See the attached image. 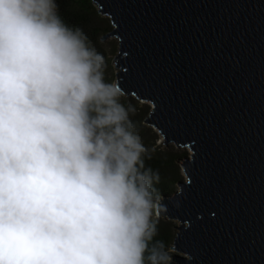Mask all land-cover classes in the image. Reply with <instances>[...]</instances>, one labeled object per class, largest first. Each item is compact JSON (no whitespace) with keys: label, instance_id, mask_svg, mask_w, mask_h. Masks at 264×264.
I'll use <instances>...</instances> for the list:
<instances>
[{"label":"clouds","instance_id":"obj_1","mask_svg":"<svg viewBox=\"0 0 264 264\" xmlns=\"http://www.w3.org/2000/svg\"><path fill=\"white\" fill-rule=\"evenodd\" d=\"M55 0H0V264H170L151 151Z\"/></svg>","mask_w":264,"mask_h":264},{"label":"water","instance_id":"obj_2","mask_svg":"<svg viewBox=\"0 0 264 264\" xmlns=\"http://www.w3.org/2000/svg\"><path fill=\"white\" fill-rule=\"evenodd\" d=\"M92 2L124 96L190 151L161 201L179 223L170 264H264V0Z\"/></svg>","mask_w":264,"mask_h":264},{"label":"trees","instance_id":"obj_3","mask_svg":"<svg viewBox=\"0 0 264 264\" xmlns=\"http://www.w3.org/2000/svg\"><path fill=\"white\" fill-rule=\"evenodd\" d=\"M57 12L62 21L70 28H80L87 35L91 45L103 54L106 60L105 80L115 82L113 74L109 71V58L101 43L102 38L109 33L111 26L101 17L92 0H55ZM104 35V36H103ZM125 106L131 105L135 112L132 119L137 123L139 135L143 144L151 151V159H146L147 167L159 172L160 181L155 185L161 198L171 195L175 186L182 181V171L179 162L184 154L175 153L156 145V140H151L148 128L145 126L146 117L149 112L142 109L132 97H122ZM176 236L173 226L169 221L159 218L158 234L156 240L165 244L166 250L170 252ZM170 255V253H169Z\"/></svg>","mask_w":264,"mask_h":264},{"label":"rangeland","instance_id":"obj_4","mask_svg":"<svg viewBox=\"0 0 264 264\" xmlns=\"http://www.w3.org/2000/svg\"><path fill=\"white\" fill-rule=\"evenodd\" d=\"M103 17V16H101ZM104 20L111 26L112 28V25L110 23V20L107 18V17H103ZM102 45H103V48L104 50L106 51L107 55H108V58H109V65H108V69L109 71L113 74L114 76V80H116V77H115V74H116V68H115V63H114V57L115 55L118 53V45H119V41L116 39V38H110V39H107V40H103L102 38V41H101ZM125 97V96H124ZM134 98V97H132ZM135 99V98H134ZM136 100V99H135ZM137 104H139L140 106H142V109L146 112H150V109H151V105L149 103H145V102H141V101H138L136 100ZM145 126L148 128V134L151 138L150 141L152 140H156V145H160L162 146L163 148L165 149H168L169 151H172V152H175V153H180V154H184L182 158L186 157V156H190V151L186 148H177L175 145L173 144H170L168 146L164 145V142H163V138L162 136L158 133V131L154 130L153 128H151L150 126L146 125ZM181 158V159H182ZM179 165H180V162H179ZM180 168H181V165H180ZM182 171V170H181ZM182 176L184 178V173L182 171ZM184 180V179H183ZM179 190V187L176 185L175 188H174V192ZM172 192V193H174ZM163 219V218H161ZM166 220V219H164ZM166 221H169V220H166ZM172 226H173V230L175 231V233H177V229H174L176 228L179 223L176 222V221H169ZM170 255L173 254V251L170 250Z\"/></svg>","mask_w":264,"mask_h":264}]
</instances>
